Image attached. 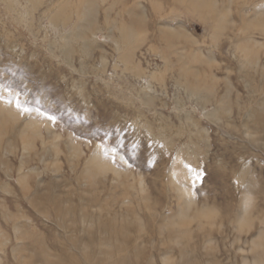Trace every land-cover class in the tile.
Wrapping results in <instances>:
<instances>
[{
	"label": "rangeland",
	"instance_id": "rangeland-1",
	"mask_svg": "<svg viewBox=\"0 0 264 264\" xmlns=\"http://www.w3.org/2000/svg\"><path fill=\"white\" fill-rule=\"evenodd\" d=\"M262 7L0 0V84L58 117L0 93V264L264 261ZM106 132L130 168L103 156ZM185 163L207 172L193 204L211 219L181 220Z\"/></svg>",
	"mask_w": 264,
	"mask_h": 264
},
{
	"label": "snow or ice",
	"instance_id": "snow-or-ice-1",
	"mask_svg": "<svg viewBox=\"0 0 264 264\" xmlns=\"http://www.w3.org/2000/svg\"><path fill=\"white\" fill-rule=\"evenodd\" d=\"M261 12L264 13V7L261 8ZM166 24H170L173 27H178L180 24L184 23V21L173 18L164 21ZM7 92L9 99L8 103L12 104L13 102L15 103V108L23 113V114H29L32 112H35L38 117H43L46 121L56 124L58 121V117L55 114H50L47 111L41 110L40 107H28L25 104L21 103L20 100V93H14L13 89L10 86H5L3 84H0V93ZM0 98H3L2 95H0ZM40 102L37 101V104ZM116 131H120L117 129ZM111 133L106 132L105 136L101 138V144L100 147L103 149V156L111 161L114 165H120V164H125L128 165L130 168L131 165L128 164V160L125 154H119V150L125 147V141L124 138H118L116 141L118 147H111L105 145L103 143L104 139H110L111 138ZM140 145L138 143H133L132 145V155L135 156L136 154V149H138ZM151 147V145H150ZM160 149L164 148L163 144L159 145ZM148 163L152 166L155 167L157 164V159L155 156L150 157L148 160ZM184 167L192 174L191 182L188 191V202L189 206L187 208L186 213L181 217V220L184 222H195L197 219H211L213 216H216L217 213L214 210H210L208 208H203V209H197L195 205L193 204V201L196 200L197 196L201 193V189L196 188L197 182H199L201 185L204 183L206 177H207V172L205 169H200V168H195L191 164L185 163ZM206 195V194H204ZM237 216H239V212H237ZM252 221L251 220H241L240 221V228L237 229L238 231L243 230L245 227H250ZM262 223V228L261 231H264V220L261 221ZM246 264V262H245ZM264 264V262H262Z\"/></svg>",
	"mask_w": 264,
	"mask_h": 264
},
{
	"label": "bare ground",
	"instance_id": "bare-ground-1",
	"mask_svg": "<svg viewBox=\"0 0 264 264\" xmlns=\"http://www.w3.org/2000/svg\"><path fill=\"white\" fill-rule=\"evenodd\" d=\"M216 115V114H215ZM218 116V115H217ZM261 245V244H260ZM264 261H256V264H262Z\"/></svg>",
	"mask_w": 264,
	"mask_h": 264
}]
</instances>
